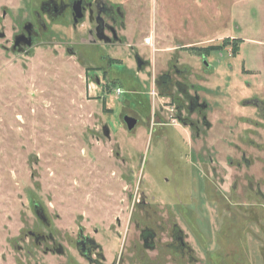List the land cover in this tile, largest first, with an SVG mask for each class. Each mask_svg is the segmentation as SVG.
Returning a JSON list of instances; mask_svg holds the SVG:
<instances>
[{"label":"rangeland","instance_id":"obj_1","mask_svg":"<svg viewBox=\"0 0 264 264\" xmlns=\"http://www.w3.org/2000/svg\"><path fill=\"white\" fill-rule=\"evenodd\" d=\"M36 3L0 0V264H86L79 231L105 264H264V152L253 148L249 169H235L227 139L236 128L242 150L243 131L264 142L249 101L264 109V0H119L131 43L147 28L164 32L153 49L134 48L142 69L127 47L78 46L83 26L63 21L27 53L5 50ZM106 55L120 59L108 70ZM175 60L184 93L196 89L209 104L212 129L192 135L191 148L155 86ZM126 115L138 121L131 132ZM155 124L168 125L165 134ZM217 142L220 187L206 158L190 154L211 156ZM245 179L259 183L258 194Z\"/></svg>","mask_w":264,"mask_h":264},{"label":"flooded vegetation","instance_id":"obj_2","mask_svg":"<svg viewBox=\"0 0 264 264\" xmlns=\"http://www.w3.org/2000/svg\"><path fill=\"white\" fill-rule=\"evenodd\" d=\"M36 2V9H33L30 14V18L23 21L19 25L18 30L10 36V39L5 40L6 42H9L8 47H3L5 48V50L10 49L13 52L21 54L27 53L30 49L38 45V40L42 37V35L47 33L48 29H50V25L61 23L63 21L65 22V24L69 25L71 29H73V31H77V29L83 26V28L80 29V32H82L83 34L79 37V43H76L78 46L89 45L95 46L97 48L101 47L108 49H112L115 47H127L129 49V52L132 53V55L130 56H132V61L134 65H136V68H138V64L140 65L139 69L145 67V61L138 56L139 53H137L134 48H146L147 46L143 44L140 46L139 44L134 43L128 44L125 37H122L120 35V32L125 29L123 25L125 11L122 5L118 4L119 0H36ZM4 16L5 13L3 12L2 17ZM102 36L106 37L107 39H103ZM100 37L103 40L101 39V41H99L97 39ZM0 39H4L3 33L0 34ZM147 48L152 49L150 47ZM108 56L110 55L99 56L100 59L107 61V70L116 65L117 60H120ZM201 56H204V53H202ZM103 73L105 74V72ZM185 73V69L177 68V60H175V63L166 68L165 71L158 77L160 81L157 82L155 86L161 88V85H163L164 89L159 90V93L163 91L164 93H166L167 97L170 98L171 102H173L172 112L174 114L172 115V117H174L173 121H175V124L171 123L170 127L178 128L177 126H179V128L182 130L186 129L188 133L187 135L185 133L184 134L187 139V144H189L191 148V142L193 141L192 135L196 139H200L201 135L204 132H209L212 129V125L210 120L208 119L207 114L209 104L204 100V98H202V96L196 91V89L195 91H192L191 94L189 93V91L184 93V90L186 89V82L182 78H184ZM103 76L104 75H101V77ZM174 78H177V80H175ZM191 88H193V86H191ZM173 89L176 91V96H174ZM249 101H251V103L255 105L257 111H259L258 113H261L262 115L260 116L261 119L264 120V113H262L264 109L262 110L260 108L261 103L258 100ZM124 117L135 119L134 117L129 115H126ZM135 120L136 124L133 129H135L138 123L137 119ZM246 122L247 124H257V122L254 123L248 120H246ZM123 125L127 132L133 131V129L128 131L124 122ZM155 125V129H159L160 134H165V128H167L168 125ZM250 133L251 132L248 130L243 131L242 134V136H244L242 140L245 139L243 140V144L245 145L246 150L251 151V154L249 152L248 155V152L245 150V148L242 150V145L234 142L235 137H237L236 128H233L228 134L227 139H233V149H235L233 154L228 157V162H230L229 164H231L232 166L236 167L235 169L240 170L242 166L249 169L252 163L251 155L253 148L264 152V142L262 143L260 140L253 138ZM102 134L106 138L109 137V132L106 127L102 128ZM225 140L226 137H221L220 139H218V141L220 142H224ZM183 142H185L184 139ZM167 145L168 148H170L172 146V141L167 142ZM213 145L216 147V149H214V146H211V150L214 149L213 155L211 156L206 153L207 151L203 150L190 152V154L196 161L197 159L200 160L201 158H206L205 162L207 165V169L209 173H211L215 183L220 187V170L216 166V164L218 163L214 157L216 154L219 155L218 142L216 145L215 143ZM205 175L206 178H208V172H206ZM215 183L214 187L217 188ZM232 183V186L237 188L240 182L233 181ZM244 186L249 191L250 195L251 190L256 189L257 194L258 190H260L259 183L254 184L251 179H245ZM250 204L251 203L248 204V211L250 215H252V213L254 212H252ZM236 206L237 205L234 204V207ZM34 209L37 217L41 220V222L43 224L45 223V225L48 226V224H46V219L42 215L41 211L37 209V207H35ZM178 234L180 235V237L178 238V242L184 250L185 248L182 243V237L179 230ZM35 239L38 240V237H36ZM151 239H153V237H151ZM149 244V239H144L143 246L148 247ZM96 246L97 245L95 241L91 237L83 235L81 231L78 232L77 237L75 238V247H77L79 257L86 264H105L102 260L103 257L97 259L94 256L93 251L97 248ZM213 264L223 263L218 257L216 258L215 262H213Z\"/></svg>","mask_w":264,"mask_h":264},{"label":"crops","instance_id":"obj_3","mask_svg":"<svg viewBox=\"0 0 264 264\" xmlns=\"http://www.w3.org/2000/svg\"><path fill=\"white\" fill-rule=\"evenodd\" d=\"M139 19H138V24H139ZM153 27V26H152ZM148 30V34L146 33V35L143 37V39L144 38H146V37H151V39H152V43H153V48L155 47V44L157 45L158 44V42H160L161 41V39H163V37H165L164 36V32H160V34H157L156 32H155V29H156V26H154V28L152 29V30H149V28H147ZM120 35L122 36V37H125V39H126V42L128 43V44H131V41H130V39L128 38L129 36H130V34L129 35H127L126 33H125V31L124 30H122L121 32H120ZM143 44V40H142V42H140L139 43V45L141 46ZM166 49V48H165Z\"/></svg>","mask_w":264,"mask_h":264},{"label":"water","instance_id":"obj_4","mask_svg":"<svg viewBox=\"0 0 264 264\" xmlns=\"http://www.w3.org/2000/svg\"><path fill=\"white\" fill-rule=\"evenodd\" d=\"M102 38L105 39V40L107 39L104 36H102ZM102 38L100 37V38H97V39L99 41H101ZM138 68H140V65L139 64H138ZM123 122L125 123L128 131L132 130L134 128L135 124H136V120L133 119V118H130V117H124Z\"/></svg>","mask_w":264,"mask_h":264},{"label":"built area","instance_id":"obj_5","mask_svg":"<svg viewBox=\"0 0 264 264\" xmlns=\"http://www.w3.org/2000/svg\"><path fill=\"white\" fill-rule=\"evenodd\" d=\"M143 45L153 49V43L151 37H146L143 39Z\"/></svg>","mask_w":264,"mask_h":264}]
</instances>
